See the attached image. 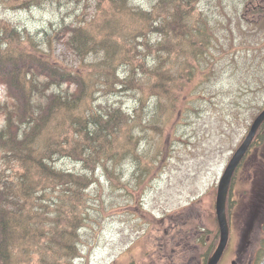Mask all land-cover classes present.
<instances>
[{"label": "trees", "instance_id": "obj_1", "mask_svg": "<svg viewBox=\"0 0 264 264\" xmlns=\"http://www.w3.org/2000/svg\"><path fill=\"white\" fill-rule=\"evenodd\" d=\"M134 1L95 0L96 13L85 23L66 25L55 35L45 33L37 42L28 38L25 44L18 29L0 21V90H4L0 99V264H73L81 258L82 230L98 224L101 207L108 209L102 201L105 191H122L126 200L135 199L144 190L152 168L163 170L162 163L154 162L170 156L183 117L213 109L214 121L227 122L229 114L217 101L225 95L212 90H224L213 86L226 73V62L219 57L225 58L222 54L229 53V48L252 52L246 69L258 86L250 85L249 90L264 99V0H236L233 12L226 4L229 0H148L147 8ZM125 33L134 37L130 41H134L138 58L129 55L130 47L116 59L122 60L125 75L133 82L140 73L152 77L150 95L143 98L141 92L136 108L122 103L104 105L99 122L91 108L92 95L101 91L103 96H119L134 87L127 81L108 87V79L117 77L109 70L115 60L110 53ZM59 41L78 59L91 52L99 54L96 62L100 66H90L93 59L82 63L88 69L71 71L72 67L53 62L47 51ZM142 56L151 61V69ZM167 62L170 66L165 67ZM202 88L209 90L208 97L197 102L204 97L198 91ZM228 91L230 108L240 109L239 98L247 92L246 85L231 84ZM138 111H143L140 117L135 116ZM167 118L179 119L164 133ZM88 119L102 123L103 140H94L102 153L96 157L104 160L106 154L112 155V167L121 161L135 166L127 185L113 174L106 176L109 187L104 188L96 180L82 178L77 169L68 173L56 164L58 160L76 163L82 159L88 142L81 125ZM135 122L142 132L149 129L157 134L163 156L153 164L147 147L142 149L144 143L139 144L135 136ZM112 146L117 149H109ZM92 186L91 204L87 190ZM107 198L109 208H115L116 200ZM262 249L260 259L264 244Z\"/></svg>", "mask_w": 264, "mask_h": 264}, {"label": "rangeland", "instance_id": "obj_2", "mask_svg": "<svg viewBox=\"0 0 264 264\" xmlns=\"http://www.w3.org/2000/svg\"><path fill=\"white\" fill-rule=\"evenodd\" d=\"M235 1H226L230 12H233ZM24 2L26 1L0 0V21L22 32L27 30L36 42L45 33L55 35L53 33L66 25L83 24L96 13L95 0ZM134 4L147 8L148 0H135ZM200 7L204 8L206 4ZM152 37L156 39L155 36ZM136 45L143 48L138 42ZM50 48L47 52L51 60L63 67H72L71 71L79 67L88 69L89 65H81L93 59L95 62L90 66H100V63L96 62L99 54L95 52L78 59L65 49L60 41L53 43ZM234 50L231 47L229 53L222 54L229 59V63L227 59L219 57L226 62L227 68L221 81L213 87L224 90H212L225 95L223 98H217V101L218 106H224V111L229 114L226 118L229 123L214 121L216 118L211 115L215 113L213 109L199 114L190 113L189 117L182 118V128L175 133L172 155L158 163L154 161H158L157 157L161 159L163 152L157 134L149 129L142 132L135 122L133 125L138 127L135 136L139 144L144 143L142 149L147 147L151 156L149 163H162L163 170L152 168L144 190L135 194L138 202L135 199L126 200L122 191L112 194L108 190L105 191L102 201L108 209L102 210L101 207L98 216L101 219L98 224H93L91 228L88 225L82 230V258L75 260V264H198L202 252L210 246H215L217 238L214 239L216 226L213 218L219 179L249 124L264 108V99H260L258 92L249 90L250 85L258 86L257 81L248 75L246 69L247 62L253 57L252 52L248 50L240 53L237 48ZM129 51L132 52L129 55H133L136 60L138 53L135 44ZM103 55L104 53H101V59ZM167 66H170V62L165 64V67ZM141 77H144V74L135 81ZM231 84L240 87L246 85L247 89L239 98L240 109L236 111L228 104L231 102L228 91ZM111 85L113 84L110 83L108 87ZM74 88L73 85L71 89ZM198 91L204 97L199 98L197 102H204L209 90L202 88ZM128 92L134 93H123L119 96L107 94L102 98L103 104L122 103L124 107L136 108L135 102L141 92L135 86ZM3 96L4 90L1 89L0 99ZM214 101L215 98L212 99V102ZM248 102L252 104L243 108ZM150 104H153L152 101ZM231 112L235 115L230 116ZM142 113L143 111H138L135 116L140 117ZM177 120L167 118L165 122L169 125L164 128V133L169 132ZM187 122L189 125H186ZM261 136L264 139V133ZM261 143L264 144V140ZM124 163L121 168L120 165L117 168L120 184L129 183L136 169L128 161ZM262 163L264 150H252L233 175L227 204L230 239L220 264H230L232 260H238L239 264H254V256L257 257L262 251L260 241L264 238V215L259 210H264V206L258 202L257 195L259 185L264 182ZM60 165L65 170H70L75 164L64 159L60 161ZM100 181L104 188L109 187V184L105 185L103 177H100ZM90 188L87 194L92 204L95 189L94 186ZM107 196H111L113 201L116 200L115 208H109L111 200ZM138 203L142 206H137ZM198 237L205 244L203 247L197 242ZM255 264H264V256L260 261L256 259Z\"/></svg>", "mask_w": 264, "mask_h": 264}, {"label": "bare ground", "instance_id": "obj_3", "mask_svg": "<svg viewBox=\"0 0 264 264\" xmlns=\"http://www.w3.org/2000/svg\"><path fill=\"white\" fill-rule=\"evenodd\" d=\"M17 32L20 34L19 38L22 41L21 43L25 44L28 38H32L31 33L28 32L27 30H24L23 32L22 30L21 31L18 30ZM124 35L125 37L123 38L122 36V40L115 45L113 52L110 53L112 57L115 58V60H113V62L109 65V70L112 71L113 76L117 74V77L111 76V78L108 79V83L109 84L111 83L114 86L121 84L122 81L133 83L138 91L143 92L142 93L143 98H148L150 95L149 88L152 81V77L151 76L142 77L138 79L136 82H133L131 78L125 75L126 68L123 66L122 60L120 61L116 59V57H118V55L122 53V51L132 47V45L134 44V41H130L134 39L133 36L127 33H125ZM124 39L130 42H126ZM129 43H131L132 45H130ZM140 58L145 62V65L151 69V61L148 59V57L142 56ZM102 80L105 81L104 78ZM123 93H134V92H123ZM102 94L103 93L101 91L95 92L92 95V101L90 103L92 110L95 111V115H96L95 117L99 120V122H101L100 116L102 115V112H104V104H103L104 100H102L104 96ZM99 122H97V120L88 119L86 124L81 125L83 131L85 132V134H87L86 136L88 143L85 146V153H81L80 157L82 159L76 161V163H74L75 164L74 167L71 168L70 170H66V172L71 173L77 169L78 175L82 176V178L84 179L96 180L97 181L95 182L96 184H98L99 182L101 183L100 177H103L105 179V185H107L108 183L106 176L113 174L119 175L118 170L115 169H117L119 165H120L119 167L121 168V166L125 164L124 163L125 161H121L118 165L116 166L114 165L112 167V164L110 162L112 161L111 159L113 158L112 155L106 154L104 156L105 157L104 160L97 158L98 157L97 155L102 153V148H98L96 150L97 146L94 144V140L95 139L98 140L99 138L103 140V136H100V133L102 131V123L100 125ZM114 148L115 146H112L109 149H114ZM116 149L117 147L114 150ZM114 150L111 151V153H113ZM93 159L95 160L94 164L92 163ZM56 164L60 165V160L56 161ZM78 175L76 178H80ZM100 185H102V183Z\"/></svg>", "mask_w": 264, "mask_h": 264}, {"label": "water", "instance_id": "obj_4", "mask_svg": "<svg viewBox=\"0 0 264 264\" xmlns=\"http://www.w3.org/2000/svg\"><path fill=\"white\" fill-rule=\"evenodd\" d=\"M263 121H264V110L261 113H259L258 116L253 121L246 138L232 155L219 181L217 195H216V202H215V210H216L217 222L220 230V238H219V243L207 264H217L227 245L228 224L226 220L225 204H226L229 184L237 165L239 164L241 158L245 154L251 140L253 139L257 129L259 128V126ZM231 264H238V263L236 261H232Z\"/></svg>", "mask_w": 264, "mask_h": 264}, {"label": "flooded vegetation", "instance_id": "obj_5", "mask_svg": "<svg viewBox=\"0 0 264 264\" xmlns=\"http://www.w3.org/2000/svg\"><path fill=\"white\" fill-rule=\"evenodd\" d=\"M252 150H255V151L264 150V144H262L259 140L255 139L253 141V143H251L249 151H248V153L246 154L245 157H247L249 155V152H251ZM257 195H258V200L261 203H263L264 202V182L261 185H259ZM197 263L198 264H203V260H201V258H200Z\"/></svg>", "mask_w": 264, "mask_h": 264}]
</instances>
